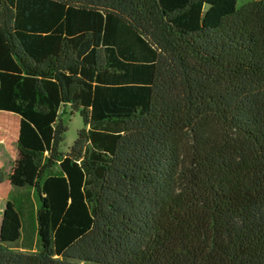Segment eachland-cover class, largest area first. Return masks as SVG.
Segmentation results:
<instances>
[{"label": "trees", "instance_id": "trees-1", "mask_svg": "<svg viewBox=\"0 0 264 264\" xmlns=\"http://www.w3.org/2000/svg\"><path fill=\"white\" fill-rule=\"evenodd\" d=\"M0 111V264H264V0H0Z\"/></svg>", "mask_w": 264, "mask_h": 264}, {"label": "rangeland", "instance_id": "rangeland-1", "mask_svg": "<svg viewBox=\"0 0 264 264\" xmlns=\"http://www.w3.org/2000/svg\"><path fill=\"white\" fill-rule=\"evenodd\" d=\"M250 0H239L240 5ZM7 112L0 111V168L10 174L11 169L15 160L17 159V138L19 133V117L15 114H7V118L10 123V128L3 131L4 124L3 118ZM6 116V115H5ZM61 122L68 128L65 133V139L61 144V150L63 152H68L73 146L75 140L78 137V132L85 127L83 118L79 112L73 111L70 107H65L60 112ZM6 184H9V179L7 177ZM5 184V199L7 194V185ZM1 190V188H0ZM0 191V196H1ZM1 203V201H0Z\"/></svg>", "mask_w": 264, "mask_h": 264}, {"label": "crops", "instance_id": "crops-1", "mask_svg": "<svg viewBox=\"0 0 264 264\" xmlns=\"http://www.w3.org/2000/svg\"><path fill=\"white\" fill-rule=\"evenodd\" d=\"M5 182L0 184V188H1V196H0V228H1V224H2V221H3V212H4V209H5V204H6V201H7V195H8V192L10 190V186L9 184H6L7 185V194H6V199H5Z\"/></svg>", "mask_w": 264, "mask_h": 264}, {"label": "bare ground", "instance_id": "bare-ground-1", "mask_svg": "<svg viewBox=\"0 0 264 264\" xmlns=\"http://www.w3.org/2000/svg\"><path fill=\"white\" fill-rule=\"evenodd\" d=\"M7 114H9L8 112L5 114V115H3L4 117L3 118H5L4 120H3V124H4V129H3V131H5V129H9L10 128V123H9V120H8V116H7Z\"/></svg>", "mask_w": 264, "mask_h": 264}]
</instances>
